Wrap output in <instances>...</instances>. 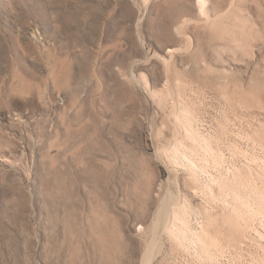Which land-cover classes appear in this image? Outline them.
I'll return each mask as SVG.
<instances>
[{
	"label": "rangeland",
	"instance_id": "1",
	"mask_svg": "<svg viewBox=\"0 0 264 264\" xmlns=\"http://www.w3.org/2000/svg\"><path fill=\"white\" fill-rule=\"evenodd\" d=\"M197 1L0 0V264H264L247 208L264 183V0ZM180 111L219 164L171 154L190 147ZM234 169L255 180L239 200L204 191ZM183 202L180 241L164 227Z\"/></svg>",
	"mask_w": 264,
	"mask_h": 264
},
{
	"label": "bare ground",
	"instance_id": "2",
	"mask_svg": "<svg viewBox=\"0 0 264 264\" xmlns=\"http://www.w3.org/2000/svg\"><path fill=\"white\" fill-rule=\"evenodd\" d=\"M144 1L147 2L148 0H144ZM206 3H207L206 0H198L197 1V6H198V9H199L201 14L204 13V11H205L204 8H205ZM177 116H178L177 117L178 123L181 125V128H182L181 130L184 131L185 139L190 143V147L187 148L181 143V141H177L175 143V145L169 149L171 154H173V156L177 159L188 160L190 165L193 167V168H190V171L192 170L191 172L196 171L195 169L197 166H196V164H194L193 160H198L197 156H198L199 151L203 152V154H204L203 155L204 157L202 156L204 158L203 160H214L216 164H219V160H223L224 158L220 155L218 150L216 151V149L213 147L212 141L208 140L203 135L201 136L199 134V132L193 128L192 120H191V117H190V114L188 113V111H186V112L180 111L179 114H177ZM197 169H199V168L197 167ZM200 169H201V171H203L202 167ZM248 173H250V172H248ZM229 175H231V176L224 177V178L221 177L218 179L213 178L212 183L204 186V191L208 192L211 196H214V194L212 192V187H215V188H217L218 194L220 196H232V198L234 200H239L238 196H237L238 194L236 193V188L238 186H240V188L243 187L245 190H249L250 187L253 186L252 185L253 181H255L254 179H252L251 174L250 175L249 174H243L242 171L238 170V169L231 170V174H229ZM261 186H263V187L260 190H258V192L256 194L257 195L256 197L259 201V204L256 203L257 205H255V207H251V206L247 205V208H250V210H249L251 212L250 215L257 216V217H259L261 222H264V211H263V208H264V183ZM254 192H256V191H254ZM248 195H249V193H248ZM248 198H249V196H248ZM186 203L183 202V203H180V206L173 207L172 211H171V215L169 217V220L167 218L168 221L164 217V219L167 221V225L164 227V229L166 231L164 230V232H167L172 237L175 236L174 239H177L180 241H184L186 239V237H185L186 233H184V231H185L184 229L189 228L190 219L188 216V205H187L188 203L187 204ZM225 205H227V204H225ZM159 220H158V222H160ZM194 232H195L194 234L196 236L198 243L201 245V248L206 253H208L209 248L217 247V244H215L214 241H212L211 239L209 240L208 233L203 228H201L200 231H197V232L194 231ZM259 235H262V234H259ZM210 245H212V246H210ZM143 264H147L146 261H144Z\"/></svg>",
	"mask_w": 264,
	"mask_h": 264
}]
</instances>
